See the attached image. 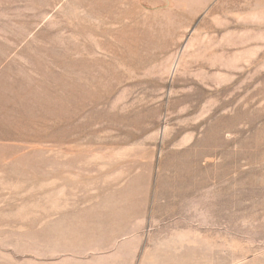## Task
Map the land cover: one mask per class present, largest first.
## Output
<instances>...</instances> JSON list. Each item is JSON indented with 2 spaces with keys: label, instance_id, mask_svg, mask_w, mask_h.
<instances>
[{
  "label": "rangeland",
  "instance_id": "rangeland-1",
  "mask_svg": "<svg viewBox=\"0 0 264 264\" xmlns=\"http://www.w3.org/2000/svg\"><path fill=\"white\" fill-rule=\"evenodd\" d=\"M0 264H264V0H0Z\"/></svg>",
  "mask_w": 264,
  "mask_h": 264
}]
</instances>
